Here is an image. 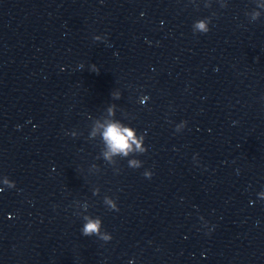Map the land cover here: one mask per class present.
<instances>
[{"label":"clouds","instance_id":"9594fccd","mask_svg":"<svg viewBox=\"0 0 264 264\" xmlns=\"http://www.w3.org/2000/svg\"><path fill=\"white\" fill-rule=\"evenodd\" d=\"M259 17V13H255L252 16V20L255 21ZM210 18L199 19L193 25V32L207 33L209 29ZM114 98H119V93H113ZM183 123V122H182ZM177 131V128H176ZM103 138L107 145V151L103 153L104 159L110 163H114L112 157L120 155L122 157H128L132 153L143 154L147 151L144 145V135L137 137L134 129L125 127L119 122H110L104 128ZM128 166L133 169L140 168L142 166L141 160H128ZM144 176L150 178L152 173L145 171ZM7 183V181H6ZM15 183L12 181L10 187H14ZM110 210L118 211V205L115 200L105 198L104 201ZM86 223L82 228V234L86 237L97 236L101 240L107 242L112 239L111 235L107 232H101V220L99 218L84 217Z\"/></svg>","mask_w":264,"mask_h":264}]
</instances>
